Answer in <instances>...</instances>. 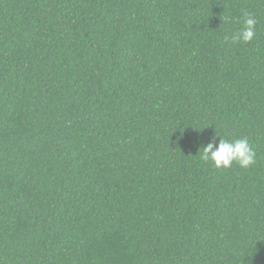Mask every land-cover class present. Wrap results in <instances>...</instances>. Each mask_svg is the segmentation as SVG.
Wrapping results in <instances>:
<instances>
[{
  "label": "trees",
  "instance_id": "obj_1",
  "mask_svg": "<svg viewBox=\"0 0 264 264\" xmlns=\"http://www.w3.org/2000/svg\"><path fill=\"white\" fill-rule=\"evenodd\" d=\"M0 264H264V0H0Z\"/></svg>",
  "mask_w": 264,
  "mask_h": 264
},
{
  "label": "clouds",
  "instance_id": "obj_2",
  "mask_svg": "<svg viewBox=\"0 0 264 264\" xmlns=\"http://www.w3.org/2000/svg\"><path fill=\"white\" fill-rule=\"evenodd\" d=\"M241 30L231 37L232 43L252 42L256 36L257 19L252 13L244 12ZM227 41L228 37H224ZM201 158L210 162L216 169H230L238 165L242 169H249L256 163V153L247 137L240 139L213 138L202 148Z\"/></svg>",
  "mask_w": 264,
  "mask_h": 264
}]
</instances>
